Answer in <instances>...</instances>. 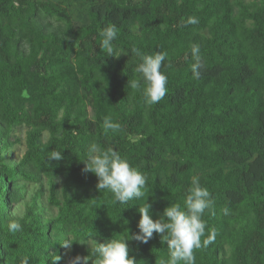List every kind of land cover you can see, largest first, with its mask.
<instances>
[{"label": "trees", "instance_id": "obj_1", "mask_svg": "<svg viewBox=\"0 0 264 264\" xmlns=\"http://www.w3.org/2000/svg\"><path fill=\"white\" fill-rule=\"evenodd\" d=\"M189 17L199 23L182 26ZM110 23L119 58L101 50ZM192 44L205 62L199 79ZM133 46L167 53L159 103L148 106L142 88L127 86L139 78ZM106 116L122 131L105 134ZM19 128L26 149L9 165ZM93 142L146 177L143 198L114 203L97 190L98 178L82 171ZM53 150L63 159L49 161ZM193 176L215 201L202 217L206 234L217 230L195 264H264V0H0V264H52V253L69 264L113 236L129 239L137 264H166L159 234L147 244L130 239L138 207L152 204L153 220L171 204L183 209ZM28 182L40 187L20 216L13 210ZM44 195L52 216L38 202Z\"/></svg>", "mask_w": 264, "mask_h": 264}, {"label": "clouds", "instance_id": "obj_2", "mask_svg": "<svg viewBox=\"0 0 264 264\" xmlns=\"http://www.w3.org/2000/svg\"><path fill=\"white\" fill-rule=\"evenodd\" d=\"M196 17H189L187 24H198ZM117 27L115 24H108L104 27L100 36L101 50L108 57L119 58L114 52L113 41L117 38ZM190 52L193 59L191 71L194 79H199L205 62L200 55L198 44L190 45ZM131 54L138 58L139 63L135 64L132 71L139 74V78L128 81L127 86L133 90L143 89L144 101L148 106L159 103L167 94V76L161 72L166 52H156L154 55L144 54L139 48L133 46ZM168 67H171L169 62ZM102 128L107 134L109 131L117 133L122 131L118 122H114L111 116L104 118ZM49 161H60L62 153L56 150L49 152ZM84 173H93L98 178L96 188L99 192L107 190L113 195V202L127 204L134 199H141L145 192L146 177L126 159L122 158L119 152L112 147L102 148L98 143L93 142L88 149L87 158L83 161ZM215 201L208 189L201 186L199 177L193 176L188 194L183 200V209L180 204H171L163 211L164 219L153 220L150 215L152 204L147 203L138 207L140 220L138 223L139 232L130 236L131 240L147 244L154 236V233L161 236V243H167L169 259L166 264H195V251L206 249L215 242L217 230L213 227L206 234V222L202 219L206 210L214 209ZM228 214V209H223ZM213 214L214 211H213ZM21 225L13 220L9 222V232L19 231ZM129 239L113 236L103 243L94 240L89 243V256H76L69 260V264H137L134 256H130L128 246ZM66 250H71L74 242L66 239L60 243ZM84 244V243H81ZM61 256L52 253V264H57ZM23 264H28L27 259ZM165 264V262H161Z\"/></svg>", "mask_w": 264, "mask_h": 264}, {"label": "rangeland", "instance_id": "obj_3", "mask_svg": "<svg viewBox=\"0 0 264 264\" xmlns=\"http://www.w3.org/2000/svg\"><path fill=\"white\" fill-rule=\"evenodd\" d=\"M15 138H17V142H15L6 152H5V158L9 165H15L17 164L23 157V154L25 152L26 146H25V139H26V129L25 128H19L15 130L13 134ZM19 183L21 180L18 181ZM43 183H46V180L42 181ZM40 184L35 182H28L27 187L25 189V200L21 202L20 205L15 206L13 213L17 215H23L25 205L28 203H31L33 199L36 197V192L39 189ZM38 202L40 205L44 206L47 210V213L49 215H54L55 210L50 207L47 201V195H44L38 199ZM64 255L66 257H70L72 255V249L65 250ZM88 264H92V260H89Z\"/></svg>", "mask_w": 264, "mask_h": 264}]
</instances>
